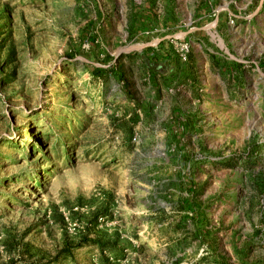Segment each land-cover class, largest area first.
Here are the masks:
<instances>
[{
  "label": "rangeland",
  "instance_id": "1",
  "mask_svg": "<svg viewBox=\"0 0 264 264\" xmlns=\"http://www.w3.org/2000/svg\"><path fill=\"white\" fill-rule=\"evenodd\" d=\"M0 264H264V0H0Z\"/></svg>",
  "mask_w": 264,
  "mask_h": 264
},
{
  "label": "crops",
  "instance_id": "2",
  "mask_svg": "<svg viewBox=\"0 0 264 264\" xmlns=\"http://www.w3.org/2000/svg\"><path fill=\"white\" fill-rule=\"evenodd\" d=\"M148 48V50H145L144 58L152 65L154 64V58L157 57L159 59L158 66H162V69H160L159 72L160 74L168 75L174 71V67H178L177 60L172 57V53L167 51L168 49H166L164 43H159L158 48Z\"/></svg>",
  "mask_w": 264,
  "mask_h": 264
},
{
  "label": "trees",
  "instance_id": "3",
  "mask_svg": "<svg viewBox=\"0 0 264 264\" xmlns=\"http://www.w3.org/2000/svg\"><path fill=\"white\" fill-rule=\"evenodd\" d=\"M148 49L149 48H146V49L143 50V52H142V59L146 63V65L150 66L151 63H149V61H146L145 58H144L145 52H146L145 50H148ZM153 62H154V64H157L158 65L159 59L157 57H155ZM107 72H109V74L113 75V69H109V70H103V69L95 70L94 71V74L96 76L100 77V76H104Z\"/></svg>",
  "mask_w": 264,
  "mask_h": 264
}]
</instances>
